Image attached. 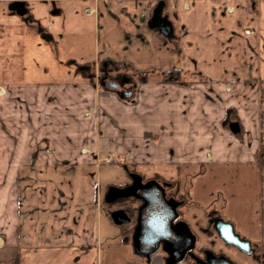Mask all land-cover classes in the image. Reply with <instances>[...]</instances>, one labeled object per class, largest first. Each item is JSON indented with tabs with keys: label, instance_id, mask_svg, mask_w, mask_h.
<instances>
[{
	"label": "crops",
	"instance_id": "crops-1",
	"mask_svg": "<svg viewBox=\"0 0 264 264\" xmlns=\"http://www.w3.org/2000/svg\"><path fill=\"white\" fill-rule=\"evenodd\" d=\"M15 1L0 0V264L166 263L160 246L136 252L130 225L123 234L113 209L101 207L99 153H125L131 168L120 164L145 178V166L164 180L190 174L202 184L192 189L201 188L196 196L204 203L205 178L215 175L224 181L217 183L226 215L244 203L225 182L242 184L264 169L257 152L264 135V0H20L25 16L12 10ZM55 2L94 24L96 58L147 75L182 72L196 86L150 80L130 102L131 94L122 98L83 78H29L36 56H44L34 49L33 18ZM158 7L172 24L168 34L150 24ZM43 23L52 30L49 19ZM20 72L21 82L11 74ZM231 106L247 129L242 139L230 128ZM261 187L258 229L251 231L264 246ZM244 219L253 218L247 212Z\"/></svg>",
	"mask_w": 264,
	"mask_h": 264
},
{
	"label": "rangeland",
	"instance_id": "rangeland-1",
	"mask_svg": "<svg viewBox=\"0 0 264 264\" xmlns=\"http://www.w3.org/2000/svg\"><path fill=\"white\" fill-rule=\"evenodd\" d=\"M56 4L54 5L56 6V9H59V13H50L52 3H47L43 5L45 10H43L41 14H38L39 16L36 15L35 19L33 18L35 27V32H32L34 37V49L36 50V53H38L37 51H43L44 56H42V58L36 56V62L37 60H40V62L36 63L35 72L29 73V78L42 81L78 80L83 78L90 82L94 81L100 87L104 89L106 88L115 93V89H112L107 85H101V80H104L105 83L112 81L118 84V89L133 91L128 100L130 102H133L134 98L136 99L135 96L140 87L143 84L150 82V80H160L162 83H171L176 86H196V82L190 78L189 75H185L182 72H154L147 75L146 81H143L145 77H141L139 75L140 72L129 64L112 61L110 59L96 58L94 48V24L92 22L88 24L87 21L78 19V13L74 14V12L69 10L63 3L58 2ZM28 9L29 11L33 10L29 8V6ZM46 19H49V21L53 23L54 27L51 26L53 31L45 28L43 21ZM107 63L108 66L106 65ZM11 74H13V77L16 76L15 80H20V82L24 80L22 72ZM226 113L229 118L234 120V122H239L238 125L241 128V133L234 135L238 139H242L247 129L243 128L244 126L239 120L237 108L235 106L228 107ZM226 128L229 129L228 126H226ZM257 152L260 159L264 158V135H262V132H260V145ZM124 154L117 152L99 153L101 163L98 186L101 191L100 193L103 195L107 193L110 186L124 187L128 184V171L122 164H120V162H124L126 167L130 164V162L124 157ZM128 167L131 168L129 165ZM213 167L214 166H211V168ZM235 168H238L237 172H239L240 167L236 166ZM141 170L146 178H151L154 175V169L148 166L143 167ZM253 171L255 172L254 169ZM240 173H242L241 170ZM187 175V177L185 175V177L177 176L168 179V181H171L174 184L176 183L180 192L183 194L182 197L185 199V204L179 209V212L180 215L184 217L185 221L188 222L195 235L196 239L194 248L196 251L212 246L211 248L218 252V254L226 256L233 264H264V246H262V242L260 241V233L251 231L253 229H258L257 219L260 217V210L262 208L260 194L262 189L261 186L264 184V179H262V176H264V169L261 167L259 171H257V174L253 173L247 182L245 179H242V184L232 183L230 180L225 182L227 186H231L232 194L234 195V191L237 192V196L241 197L240 201L244 202L236 208L232 205V209H227V215L224 208L227 205L226 200L220 199L223 195L219 193V189H221L223 185L217 183V180H220L221 183L224 181L220 178L218 179V177L214 175V172H212V175L214 176H206V188H208L209 191V201L204 203L196 196L199 194L197 191L201 192V188L197 191L192 189L195 185L201 187L200 185L202 184H197L196 182L194 184L191 177L192 175ZM233 178L238 179L239 177L236 175V177ZM244 183L247 187L244 186ZM202 187H204V185ZM245 189H248L249 192L245 191ZM173 190V188L169 189L168 192L171 193ZM125 198H111V202L101 200V207L104 211L114 209L119 205H124L123 201L126 200ZM129 201H131V199L128 198L127 202ZM238 201L239 200L236 197V202L238 203ZM133 203L137 204L138 201H134ZM211 209H217V212L220 214L222 211L225 219L232 222L235 231L239 235L250 238L255 244L254 248L256 249L257 254L253 253L252 255L244 253L233 245L225 243L220 239H214L212 236L208 237L203 230V225H206V214L204 215V213L205 211L206 213H209ZM247 212L252 215V223H250V221L247 222V220L244 219L245 216H247ZM209 241L212 242L209 243ZM213 242L214 244L211 245ZM161 248H163L162 243L159 249ZM159 249L157 252L151 254L150 257H158L161 255L162 252ZM256 255L260 259H258ZM187 261L188 259L186 255V257L174 264H186Z\"/></svg>",
	"mask_w": 264,
	"mask_h": 264
},
{
	"label": "water",
	"instance_id": "water-1",
	"mask_svg": "<svg viewBox=\"0 0 264 264\" xmlns=\"http://www.w3.org/2000/svg\"><path fill=\"white\" fill-rule=\"evenodd\" d=\"M11 8L19 16H25L27 13L25 3L20 0L15 1ZM51 13H58V9L53 8ZM150 24L152 27L159 29L165 34H168L172 31V24L165 16L161 15L160 7L154 10L153 15L150 19ZM101 85H107L108 87L115 89L118 92L119 96L122 98H125L131 94V91H126L123 89L119 90L118 84L112 81H108L107 83H105L104 80H101ZM230 128L233 132L238 131V122L231 123ZM151 193L153 194V192L147 193L146 203L149 204H147V209L145 210L146 215L144 224L141 223L142 226H139L140 221L138 219V226L142 230L139 232V227L136 228L135 234L132 237L133 245L136 252L140 253L141 255H148L156 248H158L160 242H162L163 248L167 251V253H171V247L167 248L166 244L168 243V240L173 239L172 246L176 248L173 253L175 258H173V260L167 258L165 263L173 264L182 260L186 253H190V247L192 246L191 244L193 243L195 237L190 230L185 228V234H182L181 230L178 228L179 224L182 223V221H176L178 214L176 212L174 203H170L168 204V206H165L162 203L160 206H158L156 202L150 201ZM106 194L108 195V193ZM161 197L162 196H160V198ZM106 201H111V198H107ZM110 217L116 225L126 224L130 220V218L127 216L126 212L122 208L113 209L112 211H110ZM213 227L220 236V238H222L224 241L231 243L244 251L249 250V241L244 238H241L234 231V227L231 221H226L223 220L221 217H217L214 220ZM187 237L188 239H191L190 244L188 245L186 242L185 245H182L181 240H185Z\"/></svg>",
	"mask_w": 264,
	"mask_h": 264
},
{
	"label": "flooded vegetation",
	"instance_id": "flooded-vegetation-1",
	"mask_svg": "<svg viewBox=\"0 0 264 264\" xmlns=\"http://www.w3.org/2000/svg\"><path fill=\"white\" fill-rule=\"evenodd\" d=\"M119 90H121V89H119ZM135 173L136 172L134 170L128 171L129 182L125 186V187H127L126 198H125L126 200L123 201L124 205H119V206L114 208V209L122 208L126 212L127 216L130 218L129 222L126 223V225H130V229H132V231H131L132 237L135 234L136 228L139 227L140 225L142 226L141 223L144 224L145 215H146L145 210L147 209L146 208L147 204H149V203H146L147 202V193H149V192H153V194L151 193V195H150V198H151V199L149 198L150 201L156 202V204L158 206H160L162 203L165 206H168V204H170V203H174L176 212L178 214L176 221H180V222L182 221V223L179 224L178 228L181 230L182 234L183 233L185 234V230L186 229L189 230V228L187 226V222L185 221L184 217L181 216L180 212H179V209L181 207H183L185 204V199L182 197L183 194L180 192L176 183L174 184L171 181L164 180V179H161V178L156 177V176L151 177V178H145L142 175H140V174L136 175L137 173L136 174ZM172 188L174 190L171 193H169L168 190L172 189ZM117 194H118V191H116V192L114 191V192L109 193L108 195L106 194V195H107L108 199L109 198L114 199ZM160 196H162V197L160 198ZM128 198L131 199V201L127 202ZM134 201H138V203L134 204L133 203ZM109 202H111V201H109ZM156 208H159V207H156ZM217 211H218L217 209H211L209 213L208 212L206 213V211H205L204 215L206 214V225H203L204 233L206 235H208V237L212 236V237H214V239H220L221 241L228 243V242L224 241L222 238H220V236L218 235V233L216 232V230L213 227L214 220L217 217H221L223 220L229 221L227 219H224L220 215V213ZM138 219L140 221V224L138 222ZM141 219H142V222H141ZM138 224H139V226H138ZM141 230L142 229L139 227V232ZM234 231H235V229H234ZM192 234L194 235L193 232H192ZM239 236L241 238H244V239L249 241V250L248 251H244V250L238 248L237 246H235L231 243H228V244L233 245L234 247L243 251L244 253L252 254V255H253V253L257 254L256 249L254 248L255 244L252 242V240L248 237H243L241 235H239ZM194 237H195V235H194ZM183 239H185V238H183ZM195 239H194L193 243L191 244L192 246L191 247L189 246L190 247V253H186L184 255V257H186V255H187V259L191 264H233L231 261H229V259L226 256H224L222 254H218V252H216L213 248H211L212 246H210V247L208 246V247L203 248L199 251H196V249L194 248ZM181 241H182V245H185L186 242L189 245L191 239H188V237H187L185 240H181ZM172 242H173V239L168 240V243L166 244L167 248L171 247V250H170L171 253H167L166 256L168 259L173 260V258H175L173 253H174L176 248H174L172 246L173 245ZM210 242H212V241H209V243ZM161 243L162 242H160L159 246L161 245ZM212 244H214V242L211 243V245ZM162 245H163V243H162ZM256 257L258 259H260L257 255H256Z\"/></svg>",
	"mask_w": 264,
	"mask_h": 264
},
{
	"label": "trees",
	"instance_id": "trees-1",
	"mask_svg": "<svg viewBox=\"0 0 264 264\" xmlns=\"http://www.w3.org/2000/svg\"><path fill=\"white\" fill-rule=\"evenodd\" d=\"M125 64H128V63H125ZM107 66H108V63L106 64ZM136 71V70H135ZM139 75L141 76V77H145L144 78V80L143 81H146V77H147V74L146 73H144V74H142V73H139ZM237 122V121H236ZM241 128H240V126H239V130L238 131H236V132H234V134H240L241 132ZM136 174V173H135ZM136 175H138V173L136 174ZM140 176V175H139ZM116 192V191H118V194L115 196V198H121V199H124L125 197H126V191H127V187H118V186H110L109 187V189L107 190V193L109 194V193H112V192ZM124 197V198H123ZM119 228L123 231V234H127L128 233V231H127V227H126V225H119ZM131 231H132V229H130Z\"/></svg>",
	"mask_w": 264,
	"mask_h": 264
}]
</instances>
